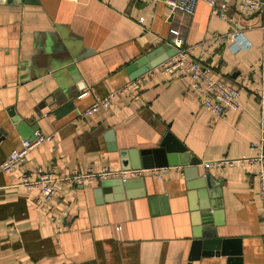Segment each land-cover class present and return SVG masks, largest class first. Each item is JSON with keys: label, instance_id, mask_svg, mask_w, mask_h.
I'll use <instances>...</instances> for the list:
<instances>
[{"label": "crops", "instance_id": "crops-1", "mask_svg": "<svg viewBox=\"0 0 264 264\" xmlns=\"http://www.w3.org/2000/svg\"><path fill=\"white\" fill-rule=\"evenodd\" d=\"M229 15L231 21L215 15L204 2L187 15L157 0H0V165L30 139L17 132L12 112L27 129L39 125V132L54 137L32 149L23 168L0 170V264H237L229 262L237 257L238 264H264L257 167L202 165L263 154L264 10L250 16L233 5ZM172 30L192 59L205 61L210 76L240 90L239 111L218 119L201 106L186 77L152 70L139 79L140 95L130 91L109 110L80 118L96 100L131 82V64L159 46H173ZM230 31L239 34L236 43L211 52L213 37ZM56 40L73 50H52ZM68 55L86 85L72 99L59 83L65 77L73 84L63 71ZM165 133L201 161L199 178L210 175L220 205L209 212L211 225H220L218 236L232 241L229 255L190 260L200 190L189 188L195 180L182 166H169L163 180L142 177L145 198L135 196L136 187L131 198L99 195L100 181L71 187L53 199L49 214L38 208L39 189L20 186L25 173L38 169L61 176L120 170L119 151L158 148ZM160 196L166 201L152 209L148 198Z\"/></svg>", "mask_w": 264, "mask_h": 264}, {"label": "built area", "instance_id": "built-area-1", "mask_svg": "<svg viewBox=\"0 0 264 264\" xmlns=\"http://www.w3.org/2000/svg\"><path fill=\"white\" fill-rule=\"evenodd\" d=\"M163 3L172 12H182L187 15H193L199 2L206 3L215 15H220L229 21L232 17L229 10L233 5L238 6L241 13L253 16L259 13L264 3L262 0H157ZM176 37L172 47L178 50V54L162 63L157 70L161 75L173 77L175 75L186 77L190 83V90L198 99L201 106L211 112L218 119H225L231 112L239 111L242 107L240 90L223 79H217L210 76V69L206 66L204 60L192 59L188 50L184 47V40L180 38L179 31L172 30ZM239 37L235 31L227 34H216L213 37L211 49L213 52L222 44L234 45ZM231 46V47H232ZM209 52V53H211ZM143 77V76H142ZM140 77V78H142ZM140 78L127 83L124 87L111 92L103 99L96 100L81 115V119H87L102 110H109L112 104L126 95L130 91L133 95L142 93V84ZM2 86H0V107L3 106L1 98ZM54 140L53 136H46L39 131L34 133V139L23 140L21 146L12 151L10 155L1 163L0 170L5 173L14 172L23 168L27 157L32 149ZM256 147V145H254ZM237 162H248L256 166L254 175L258 181L259 198L261 203V220L264 223V155L260 154L249 159L225 160L217 162H206L202 165L206 169L213 167L225 170L232 167ZM170 167L152 168V169H130V170H111L107 167L95 171L92 168L85 172L74 171L71 175L61 176L52 170L38 169L35 174L25 173L21 179L20 186L27 189H39L40 195L37 199L38 208L49 214L52 210V201L55 197L66 193L71 187L83 185L92 181H101L105 179H121L123 181L138 179L149 175L157 180H163L170 171ZM53 220L55 218L52 217Z\"/></svg>", "mask_w": 264, "mask_h": 264}, {"label": "water", "instance_id": "water-1", "mask_svg": "<svg viewBox=\"0 0 264 264\" xmlns=\"http://www.w3.org/2000/svg\"><path fill=\"white\" fill-rule=\"evenodd\" d=\"M15 2L21 0H14ZM27 1V0H26ZM264 3V0H262ZM264 10V5H263ZM52 50L54 51H72L73 46L67 42H59L56 40L54 44L51 45ZM178 54V50L169 44H165L157 47L152 52L148 53L146 56L140 58L133 64H131L127 69L129 79L135 81L138 78L146 75L153 69L159 67L162 63L166 62L171 57ZM71 55L66 56L65 60H68L66 64H69L65 67L63 71L67 72L72 80L73 84L69 85V80L65 77L59 79L60 85L66 87V93L68 99H72L80 91L85 89V84L82 82L80 75L77 72L76 66L70 61ZM65 64V65H66ZM64 65V66H65ZM264 73V70H263ZM74 103H70L66 108H72ZM13 119V124L16 127V130L21 135L26 138L34 139V133L39 131V125H33L27 129V123L24 122L21 117L16 116L15 113L10 114ZM111 142L113 141V135L110 134ZM112 150L116 151L115 145H112ZM263 155H264V141H263ZM119 156L121 160V167L124 170L130 169H152V168H163V167H172V166H182L184 167V172L190 179L195 181L190 185L189 188L193 190H200L198 196V202L194 207V210L199 212L196 214L195 223L196 226L194 229V239L192 243V254L190 260H198L201 257H213V256H226L229 255L228 247L232 243L229 239H221L218 236L217 227L220 225L216 224L212 226L211 215L209 212L219 208L218 202L212 196V187L214 185L210 175H204L198 177L199 175V166L201 161L194 156H191L187 153V149L172 135L171 133H165L163 135V140L158 148L148 149L138 151L133 150H122L119 151ZM145 179L138 178L123 181L121 179H109L102 180L99 182V188L97 193L100 195L104 192H114L118 198H131L136 193H132L133 188H139L137 191L138 195H135L139 198L147 197V192L145 189ZM112 190V191H111ZM209 191H211L209 195ZM149 202L152 206V209L156 208V204L159 201H166V196L160 197H149ZM164 214L168 213V208L162 211ZM240 256V253H238ZM230 263H241V259L237 257L236 259H229Z\"/></svg>", "mask_w": 264, "mask_h": 264}]
</instances>
